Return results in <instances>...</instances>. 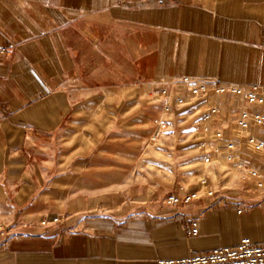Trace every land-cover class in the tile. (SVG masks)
Segmentation results:
<instances>
[{"label":"crops","instance_id":"0c3cea01","mask_svg":"<svg viewBox=\"0 0 264 264\" xmlns=\"http://www.w3.org/2000/svg\"><path fill=\"white\" fill-rule=\"evenodd\" d=\"M183 76L264 86V0H0V264H159L264 243V151L245 143L260 130L238 127L240 97L193 98ZM205 127L244 137L232 181L153 143L200 136L199 161L234 165ZM203 179L213 194L184 201Z\"/></svg>","mask_w":264,"mask_h":264},{"label":"built area","instance_id":"2783aa9c","mask_svg":"<svg viewBox=\"0 0 264 264\" xmlns=\"http://www.w3.org/2000/svg\"><path fill=\"white\" fill-rule=\"evenodd\" d=\"M177 84L185 86L189 95L193 98H206L210 91L221 95H234L243 100V109L240 113L237 125L241 130H247L255 127L260 130L259 135H249L245 137V143L248 148L253 151H264V86L249 85V86H223L219 83H214L212 89L206 81L195 79L188 76L180 77L175 81ZM167 93L163 90V94ZM219 108L212 106L205 111L203 119H209L213 114H218ZM205 131L214 135L219 145L229 151L228 160L234 162L235 166L242 168V164L238 163L237 155L234 152L238 145L241 144L243 136L239 140L228 139L225 137L223 129L220 127L210 128L205 127ZM218 150V149H217ZM248 174L252 178H260V174L256 170H248ZM207 180L203 179L201 187L195 192L187 195L184 201L189 202L197 197L201 191H207L208 195L213 192L206 188ZM259 188L264 187L263 181H258ZM180 199L174 195H170L166 202L170 205H177ZM242 210L240 209L239 212ZM190 235L198 234L197 221L193 222L191 229L188 232ZM159 264H264V243H255L250 238H244L236 246H226L214 249L210 252L193 254L189 257L176 260H161Z\"/></svg>","mask_w":264,"mask_h":264},{"label":"rangeland","instance_id":"374dc122","mask_svg":"<svg viewBox=\"0 0 264 264\" xmlns=\"http://www.w3.org/2000/svg\"><path fill=\"white\" fill-rule=\"evenodd\" d=\"M192 136L193 135L190 134H181V135H177V138H171L169 135L161 134V136L157 137L153 141V143H155L156 147L167 144L173 146L174 143H177V146L179 148L176 150L177 152L176 156L179 158L180 163L176 165V167L177 168L180 167L181 170L188 171V170H192L193 168H203V169L205 168L208 170L209 174L211 175V179H213L214 183H219L221 179H224L225 182L232 181L235 177V171L237 169L236 166H234L232 163L229 162L228 163L220 162V161L216 162V160H213L211 162L199 161L200 158L196 157L198 155L197 152H191L187 147L190 146L189 143L195 141L194 140L195 138L196 140H200L201 138H199L200 136L198 138L197 136L196 137H192ZM209 138L215 140L213 134ZM210 144L211 143L208 142V146H210ZM167 156L169 155H165V157ZM165 159H166L165 160L166 163H170L172 165L173 160L171 158H165Z\"/></svg>","mask_w":264,"mask_h":264}]
</instances>
